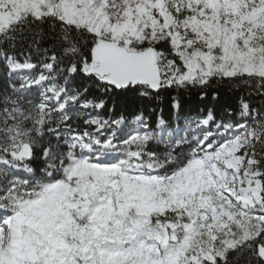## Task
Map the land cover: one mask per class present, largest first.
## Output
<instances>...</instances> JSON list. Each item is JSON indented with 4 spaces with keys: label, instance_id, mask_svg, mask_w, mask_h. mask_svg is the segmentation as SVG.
<instances>
[{
    "label": "snow or ice",
    "instance_id": "obj_1",
    "mask_svg": "<svg viewBox=\"0 0 264 264\" xmlns=\"http://www.w3.org/2000/svg\"><path fill=\"white\" fill-rule=\"evenodd\" d=\"M0 264H264V0H0Z\"/></svg>",
    "mask_w": 264,
    "mask_h": 264
}]
</instances>
